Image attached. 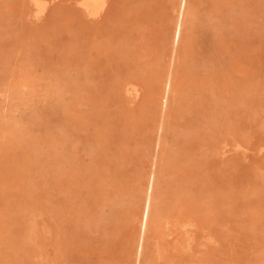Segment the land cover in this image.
Instances as JSON below:
<instances>
[{
    "label": "rangeland",
    "instance_id": "1",
    "mask_svg": "<svg viewBox=\"0 0 264 264\" xmlns=\"http://www.w3.org/2000/svg\"><path fill=\"white\" fill-rule=\"evenodd\" d=\"M0 264H264V0H0Z\"/></svg>",
    "mask_w": 264,
    "mask_h": 264
},
{
    "label": "bare ground",
    "instance_id": "2",
    "mask_svg": "<svg viewBox=\"0 0 264 264\" xmlns=\"http://www.w3.org/2000/svg\"><path fill=\"white\" fill-rule=\"evenodd\" d=\"M98 2V0H80V4L83 6V8H85L87 11L92 12L93 6ZM185 11V7L183 6H178V15H180L181 17L183 16ZM180 29L178 28V31ZM152 189H153V183H149L147 184V189L146 192H149L148 194V200H147V206L143 207L142 210V220L141 223L142 225H144V227L147 225L148 222V215H149V210H150V206H151V195H152ZM147 198V197H146ZM146 204V203H145ZM187 224H190V222H186ZM185 225V224H184ZM183 225V226H184ZM187 234V233H186ZM189 238V236H188ZM190 240V239H189ZM188 242V240H187ZM188 244V243H187Z\"/></svg>",
    "mask_w": 264,
    "mask_h": 264
}]
</instances>
